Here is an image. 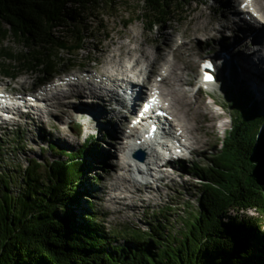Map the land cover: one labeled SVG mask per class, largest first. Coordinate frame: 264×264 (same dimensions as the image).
<instances>
[{"label":"trees","instance_id":"16d2710c","mask_svg":"<svg viewBox=\"0 0 264 264\" xmlns=\"http://www.w3.org/2000/svg\"><path fill=\"white\" fill-rule=\"evenodd\" d=\"M125 1L0 0V66H43L51 75L62 66L45 63L63 51L71 55L69 46L86 49L97 11ZM143 2L140 14L160 24L182 6L179 0ZM253 111L236 112L220 153L197 167L204 180L200 209L182 216L180 229L171 234L160 220L148 230H106L97 212L75 221L68 200L79 190L84 167L69 152L45 164L33 160L25 169L13 165L16 180L0 172V264H264V247L249 243L264 232L255 216L246 215L264 213L257 186L258 178L264 180V146L256 135L261 118ZM244 226L251 229L248 235Z\"/></svg>","mask_w":264,"mask_h":264},{"label":"bare ground","instance_id":"6f19581e","mask_svg":"<svg viewBox=\"0 0 264 264\" xmlns=\"http://www.w3.org/2000/svg\"><path fill=\"white\" fill-rule=\"evenodd\" d=\"M224 3L226 10L229 11L223 14V21L220 22L219 19L212 18L211 20H199L196 23H190L182 35V38L185 39L184 41L175 43L176 35L168 31L163 35L161 34L158 38L146 36L143 40H140L138 37L139 35L135 33L133 29L120 36L112 37L111 43L114 48L110 46L104 48L105 52L108 51L109 55L104 58L106 64L102 67L101 75L116 81L115 85L114 81H110L116 89V84H125V89L120 87V89L116 90L124 93V96H127L125 92L131 91L132 88L133 96L124 104H129L133 108L135 104L139 103L138 101L142 97H145V94L153 96L154 100L160 104L153 103V108L159 107L161 110L163 107L162 112L165 115L164 119L167 120L164 125L168 126L172 135L175 145V147H172L174 153L179 150L178 154L180 156L184 154L182 157H179L181 161L184 159L188 160V158L191 157L185 154V152L204 153L206 152V147L210 144L213 127L216 124L215 116L216 119L218 118V115L215 114L216 112H212L214 104L221 103L225 105V102L220 100L219 95H216L217 100L214 97V93L216 94L215 91L220 85L218 82L222 78L220 74L222 73L221 69H224L233 80L242 83V86L239 88L234 83V85L230 82L228 84L232 86L231 88L233 91L236 92L237 90V98H239V101L232 105V112L236 114V112L239 111L238 105L242 100H245L246 103H251L253 101L250 98L246 100L245 95L242 94L245 85L246 88L254 94L255 107L264 121V65H262L258 56L259 54L262 56L263 52L258 54L256 52L258 50L251 49L252 51L243 52L240 49L242 46L241 43L244 40H248V43L245 42L247 46L251 45V43H256L261 47L264 46V0H225ZM256 11L260 12V20L255 19L252 14L249 13H254ZM246 15H248L249 18L246 17ZM250 19L255 22L252 20L250 21ZM227 29L229 31H226ZM225 31L228 33L231 32V34L233 33V38H231L232 43H222L220 46L223 48V51L220 49V53L216 54L215 63L208 65L207 62L199 58L200 55L201 57L204 55L203 52L201 53V51L198 50L200 49L198 46L199 39L203 38L205 35L208 36V41L216 39L220 41L222 37L228 40L230 36H225ZM142 34L143 36L145 35L144 33ZM161 38L165 39L163 44L160 43ZM148 43L151 44L152 49L148 47ZM173 43L175 44L173 45ZM228 45L232 46L228 49ZM167 50L170 51L171 57L169 58L166 57ZM160 59L163 60V65L159 63ZM205 65H208V67H205ZM206 73L208 74L207 76L211 77L210 80L205 79ZM193 75H195V77ZM77 77L79 76L75 75V73L68 77H60V83L56 85L57 88H55L54 91H50L51 95L48 94V89H46L45 93L48 96L43 100V108L35 109L31 107L30 110L27 111V114L31 117V120L36 119L41 126H44L42 118L45 113L56 115L58 118V124L56 125L60 137H68L69 134L66 130L61 128L62 120L65 116L76 118L81 116L83 112H88L94 119L99 118L104 121V119H101L103 117L108 120L102 125H98L97 123V126H101L100 129L110 134V143H114L117 147L116 150L121 152V154L119 156L120 161L116 164V171L113 170L110 174L111 177L109 178V182L106 183L105 178H103V185L101 186L99 184L100 186L98 189L100 194L96 199L100 200V204L103 207L110 210L109 207L111 204H114L115 206L112 207L114 213L127 215L129 210H137L139 207V204L135 202L136 198H139L142 203H146L155 198L157 194H160L165 187L172 189L173 187H171L170 181L173 183V180H175V178L172 177L174 176L173 173L186 179L184 173H178L177 171H173L172 173L170 170L164 171L163 165H159L158 162L151 164L150 158H148L147 162H140L134 158L133 160L129 152L133 153L135 151L134 149L144 143L138 142V139H135L136 136L141 135V132L130 117L124 118L120 123L117 122V124L114 122L115 115H119V109L122 105L118 99L114 104V89L112 90V88H110V91L107 90V85L105 86L103 81L97 82L96 77L88 78L89 80H79ZM199 84L203 85V90L206 87L211 89L210 97L212 98V102L203 97V91H201L196 99L194 98L193 87ZM26 87L27 86L24 84L23 88ZM149 91L150 93H148ZM2 92V88H0V94ZM110 92L114 93H111L113 99L109 100L107 94ZM226 93L228 94V91H226ZM37 98L41 97L38 96ZM241 98L244 99L240 100ZM29 99L32 98L30 97ZM107 101H110V103ZM51 108H54L53 112H51ZM12 109L14 111L16 110L18 116L21 115L22 109L18 108V106H13ZM77 109H80V111H77ZM138 112L145 113L144 108L143 110L139 109L137 113ZM139 113L135 114V117H137ZM218 114L219 118H221L223 113ZM85 123L87 129H89L91 125H89L88 122ZM222 125H227V123H223ZM257 132L259 136L258 139L264 146L262 142V138L264 141V126H262L261 131ZM124 138H126V140H124ZM70 141L76 144V140L71 139ZM132 141H134L133 144L137 145L131 148L130 144ZM128 142H130V144ZM87 144L91 148V151L96 152L98 150H92V148H97L95 145L93 147V143L87 141ZM26 148L30 152L34 150V146L30 142ZM169 152L172 153V151ZM174 153H172L173 156H175ZM168 162H170V160ZM171 163L173 162L171 161ZM151 170L160 174V176L158 177V174H154ZM18 171L19 170H16L13 166L4 170L0 168L3 177L9 175L15 180L18 178ZM86 171L87 169L84 168L82 172L83 177H85V175L87 176ZM136 173L143 175L147 182L145 185L137 180ZM151 177L153 178L152 180H150ZM154 182L155 184L160 183V185L156 184L155 186L153 184ZM13 185L17 187L16 183ZM82 186L83 189L81 188V191L87 192L90 190V187L87 186L86 183ZM175 188L173 191H177L179 192L178 194H180L181 191ZM111 191L112 195L106 198V194ZM75 195L76 193H74L73 198L71 197L68 200L71 211L76 212L75 221L79 223L80 216H82L80 214L82 211L80 210L84 208L88 212V215L93 214V212L99 213L95 208L96 205L90 202L86 203L84 206L81 201H77L78 204L75 205L74 208L73 202ZM82 217H85L86 220L85 213ZM165 218L166 217L160 220L163 225ZM126 227L128 228V226ZM242 229L247 235L251 232L249 231L251 229L248 230L246 226L242 227ZM259 235H262V233H259ZM256 237L263 241L264 233L262 237Z\"/></svg>","mask_w":264,"mask_h":264},{"label":"rangeland","instance_id":"374dc122","mask_svg":"<svg viewBox=\"0 0 264 264\" xmlns=\"http://www.w3.org/2000/svg\"><path fill=\"white\" fill-rule=\"evenodd\" d=\"M179 1L182 3V7H180V12L175 15V18L171 22L165 24L163 27H156L153 31H148V24L138 16V11L140 8H142L141 6L144 5L143 0H126L124 4L114 8V15L109 13L107 10L108 7L106 6L102 9H99L97 11V22H99L100 25L102 24L105 26V29H101V26H98V24L95 25V23L91 25L93 26L91 34L94 36V38L87 40V49L80 52L75 51L71 57H68L66 53H63V59H66L67 61L65 65L68 66L69 64L74 63L76 64L75 69H77V65L84 63L86 65L84 69L94 72L106 64L104 58L107 57L109 53L108 51L105 52L104 48H107L108 46L114 48L113 44L111 43L112 37L120 36L134 29V32L139 35V39L143 40L146 36L158 38L161 34L163 35L166 31H168L173 32L176 35L175 43H178L185 40L182 38V35L190 23H196L199 20H211L212 18L219 19L221 22L223 21V14L229 11L225 8V0ZM126 20H128L130 24L124 26V22ZM226 31L229 30L227 29ZM226 31L225 36H229L228 32ZM142 33L145 35L143 36ZM207 39L209 38L205 35L203 38L199 39L198 46L200 49L198 50H200L201 53H204L203 57L200 55L199 58L204 62L205 60L206 62L209 61L207 64L212 65L215 63V57L217 56L216 54L220 53V49L223 51V48H221L220 45L226 42L229 43L230 40H225L224 37H222L220 41L218 39L208 41ZM164 41L165 39H160V43L163 44ZM245 42L248 43V40H244L241 48L239 47L241 51L244 52L248 49L247 44H244ZM175 43H173V45ZM231 46L232 45H228V49ZM148 47L152 49L150 43H148ZM169 52V50L166 52L167 58L171 57ZM160 62L163 63V60H160ZM221 72L222 73L220 74L222 78L219 80L220 85L215 92L217 95H219L220 100L228 105H225L224 108H222L217 106V104H214V109L212 112H216L215 114L218 115V118L216 119L215 116L216 124L213 127V134L210 138V144L206 147V152L193 153L191 157L188 158V160H176L168 165V167H164V171L170 170L172 173L173 171L184 173L187 180L173 173L174 176L172 177H174L175 180H173V183L170 181L172 185L171 187H173L172 189L165 187L163 191L160 194H157L150 202L142 203L139 198H136L135 202L139 204V207L137 210H129L127 215L114 213V211H112V207L115 206L114 204H111L109 207L110 210H108V208L103 207L100 204V200L96 199L100 194L98 188L100 185H103V178H105L106 183L109 182V178L111 177L110 174L113 170L116 171V164H118L120 161L119 156L121 154V152L116 150V145L114 143H110V134L100 129L101 126H97V123L98 125H102L108 121L106 118H101L104 119V121L100 120L99 118L90 121L91 118L88 115L85 116L86 113L79 117L75 116L76 118L65 116L62 120L61 128L66 130L69 134L68 137H60L56 125L58 124V118L56 115L52 113H45L42 118L44 121V126H41V124L36 119L31 120V117L28 115H22L19 117L17 114L13 113L11 115L15 116V118H11L7 122L0 123V168L2 170L8 169L14 164L20 165L21 168H25L28 164V161L32 159H39L45 162L49 158L53 159L54 157H61L62 155L59 154L60 150H66L69 152L76 151L82 148L85 139L88 138L89 140L94 141V143L92 141L93 147L94 145L97 147L92 148V150H98L94 152L90 149L87 150L86 153L83 152L81 154L80 161H82L81 164H83V167L87 169V176L85 175V177H81L77 182L76 189L79 190L76 191V195L74 197V208L75 205L78 204L77 201H81L84 206L88 202L94 203L96 205V210L99 211V223L102 224L107 230L122 229L126 226L148 230L150 227L155 226L156 223L163 217H166L164 226L168 227L166 228L168 232H170V234L172 232H178L180 229L181 217H186V215H188V213L192 210L200 209V191L198 187H200L201 182L198 177L191 174V171H197L191 167L193 166L191 164L200 162L202 166L203 164L209 162V158L213 154L219 153L224 137L227 134L226 130L227 128H231L232 125L231 111L233 106H230L229 103L233 105L231 98L236 95L231 97V92L227 94L225 88L226 85H228V82L236 84L238 88L242 86V83L233 80L230 75L228 76L224 69H221ZM193 76L195 77V75ZM22 82H25V86L28 87L34 85L35 75L28 73L16 79H5L4 77H0V87L4 89H22ZM202 84L193 87L194 98L196 99V97L200 95L201 91H203V97L212 102V98L210 97L211 89L206 87L203 90L204 84ZM252 95L254 96L253 93ZM51 109V112H53L54 108ZM78 110L80 111V109H77V111ZM218 113H223L221 118H219ZM85 121H88V124L91 125L89 129H87ZM114 122H116V124L119 122L117 116H115ZM225 122L227 125L224 127L222 124ZM257 137L259 136L257 135ZM71 139L76 140V144H73V142L70 141ZM29 142L34 146L33 152H30L26 148ZM262 142L264 143L263 140ZM189 167L192 169H187ZM41 169L44 170V167ZM151 171L154 174H157L155 171ZM17 174L19 175V172H17ZM152 179L153 178L151 177L150 180ZM84 183L90 187V190L87 192L80 190L81 188L83 189L82 185ZM153 184L155 186L156 184L160 185V183L155 184V182ZM14 188L16 190L19 188V186L15 187L14 185ZM174 188L179 189L181 193L178 194L179 192L173 191ZM110 195H112V191L106 194V198L110 197ZM80 211L83 212H80L82 216L84 213L85 215L88 213L85 208ZM241 212L242 210H240V214ZM233 214H235V211L231 212V215ZM246 215H251L258 218L261 222L258 223V225L262 224L261 227H258V229L264 230V213L251 211ZM167 230L165 232H167ZM119 239L122 241V236L119 237ZM249 243H255L263 246L264 240L262 241L260 238H258L256 240H249ZM255 252H258V249H256Z\"/></svg>","mask_w":264,"mask_h":264},{"label":"water","instance_id":"95a60500","mask_svg":"<svg viewBox=\"0 0 264 264\" xmlns=\"http://www.w3.org/2000/svg\"><path fill=\"white\" fill-rule=\"evenodd\" d=\"M222 117V116H221ZM224 120H225V118H224ZM226 123V122H225ZM224 127H225V125H224ZM224 127H223V129H224ZM226 130V129H225ZM227 134H226V136L224 137V140H223V144L221 145V149L223 148V145H224V142H225V140L228 138V137H231L232 136V130L229 128H227ZM220 153V152H219ZM134 157H136V158H138V159H140V160H144L145 159V156H144V153L143 152H141V151H138V152H136L135 154H134ZM257 186L259 187V189H260V191H262V194L264 195V180L263 179H260V178H258L257 179Z\"/></svg>","mask_w":264,"mask_h":264},{"label":"snow or ice","instance_id":"6c2138e0","mask_svg":"<svg viewBox=\"0 0 264 264\" xmlns=\"http://www.w3.org/2000/svg\"><path fill=\"white\" fill-rule=\"evenodd\" d=\"M205 67H208V65H205ZM205 79H206V80H210L211 77L206 75V76H205ZM145 111H147V108H145Z\"/></svg>","mask_w":264,"mask_h":264}]
</instances>
